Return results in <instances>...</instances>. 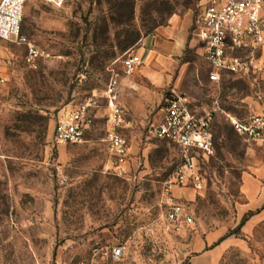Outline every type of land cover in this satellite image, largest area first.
Here are the masks:
<instances>
[{"label": "rangeland", "instance_id": "rangeland-1", "mask_svg": "<svg viewBox=\"0 0 264 264\" xmlns=\"http://www.w3.org/2000/svg\"><path fill=\"white\" fill-rule=\"evenodd\" d=\"M201 8L202 0H68L60 8L25 0L20 31L41 57L30 69L24 45L0 40V264H264V215L237 209L242 175L264 165V141L248 142L230 124L264 113V81L223 74L210 83L201 50L188 44L179 58L146 59L162 51L168 27L187 22L193 40ZM137 56L142 65L125 74L122 62ZM114 73L129 142L122 177L105 172L104 92ZM174 94L198 109L213 100L219 107L215 153L201 166L205 188L173 190L193 220L180 229L162 201L180 151L154 135ZM89 98L97 108L85 142L55 145L57 113ZM116 246L123 255L112 260Z\"/></svg>", "mask_w": 264, "mask_h": 264}, {"label": "built area", "instance_id": "built-area-1", "mask_svg": "<svg viewBox=\"0 0 264 264\" xmlns=\"http://www.w3.org/2000/svg\"><path fill=\"white\" fill-rule=\"evenodd\" d=\"M60 8L68 0H41ZM25 0H0V40L25 46L24 61L36 68L41 57L37 47L21 34ZM201 56L210 66L208 81L218 84L223 74L246 77L253 82L264 81V0H202L198 24ZM125 74H131L138 64L135 58L123 62ZM119 75L114 73L104 92L108 108V129L103 138L109 159L105 172L117 177L126 175L129 166V142L122 133L126 127L123 108L118 102ZM3 79L0 77V83ZM97 100L89 98L73 108L60 110L55 117L53 143L80 145L93 124L92 112ZM164 114L154 135L174 143L180 160L162 186V201L166 218L175 229L191 226L186 209L175 202L173 190L188 188L200 192L205 188L201 166L214 156L213 121L219 111L218 101L205 108H195L186 96L176 94L165 101ZM234 131L251 143L264 141V113L251 115L245 121L231 118ZM124 247L111 249L109 257L118 260Z\"/></svg>", "mask_w": 264, "mask_h": 264}, {"label": "crops", "instance_id": "crops-1", "mask_svg": "<svg viewBox=\"0 0 264 264\" xmlns=\"http://www.w3.org/2000/svg\"><path fill=\"white\" fill-rule=\"evenodd\" d=\"M188 29V23L183 22L164 30L163 37L165 40L161 44L162 51L160 53L157 51L148 53L146 56L147 61L157 60L158 62L164 56L173 59L179 58L182 56L187 44L191 47L197 46L201 50L198 33L193 40L187 41ZM142 59L143 56L142 58L137 56L138 65H142ZM258 90L262 92L264 89L260 87ZM240 197L241 203L237 209L242 216L249 212L264 215V165H259L251 174L244 173L242 175Z\"/></svg>", "mask_w": 264, "mask_h": 264}]
</instances>
